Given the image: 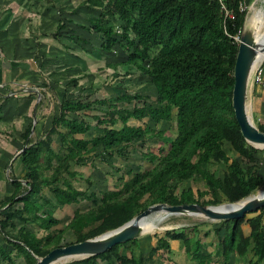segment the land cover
<instances>
[{"label": "trees", "instance_id": "16d2710c", "mask_svg": "<svg viewBox=\"0 0 264 264\" xmlns=\"http://www.w3.org/2000/svg\"><path fill=\"white\" fill-rule=\"evenodd\" d=\"M240 0H227V7L233 12V19H225L216 0H114L106 2V13L122 21L119 31L114 26H103L101 21L93 23V29L104 37L102 50L110 52L118 43L127 53L123 66L127 72L139 73L148 78L155 87L157 97L146 102L139 94L124 93L116 98L81 101L63 100L60 113L43 138L25 148L21 153L27 172L22 180L11 179L13 194L4 205L13 207L0 220V234L5 245H0V263L15 264L16 256L23 257L27 264H36V257L42 258L51 250L60 247L64 230L48 232L38 238L26 225L41 224L45 230L59 224L53 215L44 212L32 198L40 196L45 186L59 206L78 203L85 190L74 188L63 175L75 176L71 166H82L87 156L106 159L114 152L121 153L134 143H144L154 137L161 138L164 132L151 128L147 123L130 126L128 121L148 120L154 125L170 122L175 115V137L168 142L166 151L158 156L142 154L152 164L150 169H137L131 178L123 182L121 189L104 192L96 209L86 213L76 210L68 223L75 235L76 243L92 239L117 229L132 218L155 204L169 206L199 204L218 205L217 194H222L229 204H235L255 191L264 183L255 166L258 150L242 137L234 119L231 96L233 89V68L238 44L234 37L243 33L245 12L239 11ZM127 73V74H128ZM142 101V102H141ZM132 102L141 106L120 107ZM96 107V108H94ZM107 107L105 118L95 117L102 132L89 140L76 138L89 131V125L69 114L92 112ZM108 117V118H106ZM117 122L121 128L114 129ZM65 131L61 132L58 128ZM256 128L264 133V124ZM59 138V149L51 148L52 137ZM28 136V132L26 137ZM224 142L230 144L234 153L248 163L242 168L237 160H229L224 151ZM99 147L102 152L97 153ZM55 162V165L53 164ZM224 164L226 173L217 178L204 165ZM50 171L49 176L43 173ZM129 173H131L129 171ZM199 177L206 191L193 193L191 188L176 193L183 182ZM85 182L90 184V179ZM61 183V185L59 184ZM63 184V185H62ZM205 195L210 199L202 201ZM264 209L247 219L250 231L244 235L241 220L219 222L214 230L217 247L222 249L224 263L230 255L239 257L252 255L248 264H264ZM175 219V218H173ZM14 220L21 225L16 228ZM97 223L92 230L83 232L90 224ZM15 235H9V230ZM193 231L197 234V230ZM221 232L222 235H221ZM156 247L152 253L163 249L169 251V240H182L186 254L194 260L211 264L209 256H200L199 238H185L184 234L166 231L162 237L153 236ZM131 242V241H130ZM115 245L104 254L88 257L73 264H96L99 259L111 257L118 264H142L122 256L119 248L130 243ZM147 258V259H148Z\"/></svg>", "mask_w": 264, "mask_h": 264}, {"label": "crops", "instance_id": "0c3cea01", "mask_svg": "<svg viewBox=\"0 0 264 264\" xmlns=\"http://www.w3.org/2000/svg\"><path fill=\"white\" fill-rule=\"evenodd\" d=\"M108 1L114 0H0V48L3 52L0 60V220L6 213L22 206L21 203L11 208L4 205L14 192L11 179L22 180L27 172L21 153L51 129L63 100L83 103L101 100H86L100 91L105 92L107 97L116 98L127 92L124 83L131 82L136 84L134 94L139 93L154 100L157 97L155 87L149 83L148 78L139 73L132 75L136 72H127V67L123 66L127 53L122 46L116 43L110 52L102 50L104 37L93 29L92 24L101 21L103 26L112 25L117 31L122 25V21L110 13L103 16ZM240 3L248 8V12L251 8L264 7V0H240ZM244 31H254L245 20ZM246 107L254 122L264 124V90L251 80L247 87ZM84 113L69 114L68 117L81 119L80 114ZM172 113V120L175 121L176 110ZM142 123L159 129V126L168 122H161L157 126L148 120ZM58 130L63 132L60 128ZM101 132L98 129L96 136ZM53 142L59 144L56 135L52 137ZM144 143H134L127 150L137 144L143 147ZM100 152L102 147L97 150V153ZM119 154L114 152L111 157L105 156L104 161H114ZM40 196L35 195L32 199L40 208H44L38 201H50L43 190ZM53 200L57 206L54 197ZM14 224L16 228L21 225L15 220ZM218 227L213 225L205 232V237H208V233L212 234L207 242L201 234L188 236L184 230L175 232L184 234L185 238H199L200 256H209L211 264H223L222 249L217 247L214 233ZM194 228L200 230L193 227L192 231ZM11 234L15 235V230L10 229ZM145 239L149 245V237ZM152 239L155 243L150 244L145 253L139 254L143 258L142 264H205V261L194 260L186 254L182 240H169V251L160 249L148 258L150 250L156 247V239ZM0 245H5L1 234ZM208 245L212 251L207 250ZM120 254L133 260L131 256ZM251 259L250 254L243 257L232 254L228 264H248Z\"/></svg>", "mask_w": 264, "mask_h": 264}, {"label": "rangeland", "instance_id": "374dc122", "mask_svg": "<svg viewBox=\"0 0 264 264\" xmlns=\"http://www.w3.org/2000/svg\"><path fill=\"white\" fill-rule=\"evenodd\" d=\"M258 10L262 11L264 14V7L262 8L261 6H258V7L253 8V10L251 8V10L245 14L246 15L245 21L247 22L250 16L252 15V13ZM262 31H264V23H263ZM258 34H261V33L258 31ZM132 75H137V72ZM124 85L127 90V92L125 93L134 95V93L136 92V89H135L136 84L134 85V83L131 82L130 84L124 83ZM136 94H139V93H136ZM142 97H143V100H146L148 102L154 101V99L150 98L149 96L142 95ZM107 98H110V97H107V94L105 92L100 91V92H96V94H93L92 96L87 97L86 100L88 99L89 100L107 99ZM141 102H138V103L132 102V104L130 105L121 104L119 106L126 107V108H132L133 104L134 105L137 104L140 106ZM106 110H108V108L104 107L103 110H100V111L95 110L96 112L95 111L85 112L84 113L85 115L80 114L81 120H83L86 124H88L90 129H89L88 134L78 135L76 136V138L89 139L98 134V129H101L102 131V127L100 128L97 125L95 117H99V119L105 118L104 112ZM247 113L251 121L255 125V127L258 124H261V123H256L252 120L249 110H247ZM128 124L134 125V126H143L144 123L130 120ZM113 128L114 129L121 128V123L117 122L116 125L113 126ZM151 128H153L152 125H151ZM60 129L62 131H65V129H63L62 127H60ZM156 129L157 130L161 129L162 131H164L165 134L161 138L154 137L152 139L146 140L145 143L143 144V147L137 144V146H134L130 148L129 150H125L126 152H122L121 154L117 153L119 154V156L116 155V159H114V161L111 160V162L101 160V158H96L92 154L90 156H87L85 160L86 164L82 166H77V165L71 166L70 171L75 172V176L72 177V176L63 175L64 180H67L74 188L81 190V191L85 190V193H86L85 195L87 197L90 194H94V197L91 196L88 199L80 197L78 203L72 204L67 207H63L59 205L55 206L56 204H54L55 201L53 200L52 195L50 194L49 190L45 186H43L44 188H42V190L45 196L49 199L50 203L48 202L49 203L48 204L42 201H38L40 204H42V207L45 208V209L41 208L40 215H43L44 211L50 215L53 214V217L59 221V224L52 227L49 230H45L43 225L35 224V223L27 224L26 227L30 231L35 233L38 238H43V236H45L48 232H51V231L54 232V231L63 229L64 232L62 235V240L59 243L60 247L76 243L75 235L72 233L71 229L68 228V223L70 222L73 216V213L76 210L80 211L81 213H86L90 209H96L97 205L100 204V200L104 192L106 193V192H111V191L121 189L123 182L129 180L132 174L137 172L138 168H141L142 170L150 169L152 167V164L148 162L147 159L142 158L141 156L142 154L151 153L153 155L158 156L159 154H161L162 150L163 151L167 150L168 142L175 137L176 126H175L174 119L164 125L159 126V129L156 127ZM58 145L59 144H57V142L56 143L53 142L51 144L52 149L54 151H58L60 147V145L59 146ZM256 148L258 150V153H257L256 161H255V166L258 168V174L264 178V148L262 147H256ZM224 151L226 152L229 160H233V159L237 160L240 163L242 168L248 167L249 164L246 163L245 160L240 158L236 153H234L230 144L227 142H224ZM53 164L55 165V162ZM95 168H97V170L93 171ZM203 168L211 171L217 178H223V175L226 173V166L224 164L204 165ZM126 169L130 171L131 173H129ZM50 173H51L50 171H45L43 174L45 176H49ZM87 177L91 181L90 184L85 182V179ZM59 184L61 185V183ZM188 188H191V190L193 191L195 195L197 192H204L207 190L203 181L199 177H196L193 181L181 183L178 186L176 193L179 194L181 191L186 190ZM260 190H264V183L260 185L255 191H253L248 197L258 193ZM209 199H210V196L205 195L202 201H206ZM217 201L219 204L215 205L214 207H218L226 203L228 204L225 197L220 193L217 194ZM259 213H260V210L256 213L246 215L244 222L241 224V229L244 235H248L250 231L249 225L247 223V219H250L258 215ZM262 213H263L262 221L264 224V211ZM213 225H220V223L219 221H210L203 217L188 216V215L171 216V217H168L165 221H163L160 224L161 229L143 233L137 241H132L120 247L119 252L125 254L126 256L133 257L134 262H136V260L138 261L139 254L145 253L146 250L149 248V245L155 243V241L152 239L155 234L159 236H163V234L166 231L184 230V232L188 236H192V234L194 235L195 233L194 231H192L193 227H197L200 229V230H197L196 233L201 234L202 239L206 240L207 242L210 240V238H212V234L209 235L208 233V237H205V232L206 231L208 232V229L210 230L211 226ZM96 226H97V223L90 224L87 228L83 230V232L85 233L89 230H92ZM147 237H149L150 239L149 242H151L149 243V245L148 243L145 242L147 241V239H145ZM212 241H215V240H212ZM207 248H208L207 250L212 251L211 246L209 247L208 245ZM37 259H40V258L36 257V260ZM79 260L81 259H71L67 262H63L60 264H73V262L79 261ZM14 262L15 264H27V262L21 256L20 257L16 256V258L14 259ZM0 264H5V263H0ZM96 264H118V263L113 258L108 257V258H104L101 260L98 259L96 261Z\"/></svg>", "mask_w": 264, "mask_h": 264}, {"label": "water", "instance_id": "95a60500", "mask_svg": "<svg viewBox=\"0 0 264 264\" xmlns=\"http://www.w3.org/2000/svg\"><path fill=\"white\" fill-rule=\"evenodd\" d=\"M264 53V42L258 43L254 31H244L239 39L233 68V89L231 96L234 119L244 140L254 146L264 148V133L260 132L251 121L246 107V94L252 67L259 54ZM256 64V63H255ZM223 206L233 207L228 211H219ZM264 208V194L259 197L246 198L236 204H224L218 207L201 206L199 204H183L169 206L155 204L132 218L121 227L108 231L92 239L73 243L51 250L44 257L37 259L36 264H51L61 258L85 259L104 254L115 245L125 244L138 239L143 230L144 219L164 213V218L171 216H200L210 221L241 220L247 214L256 213Z\"/></svg>", "mask_w": 264, "mask_h": 264}, {"label": "bare ground", "instance_id": "6f19581e", "mask_svg": "<svg viewBox=\"0 0 264 264\" xmlns=\"http://www.w3.org/2000/svg\"><path fill=\"white\" fill-rule=\"evenodd\" d=\"M262 10V9H261ZM263 23H264V14L262 11L258 10V11H254V13L252 14V16L249 18L248 20V24L251 26L252 29H254V32L256 33V38L258 43H262L264 42V31H262L263 29ZM258 31L261 34H258ZM264 56V53L259 54V59H261ZM257 60V61H258ZM256 63V61H255ZM255 63L252 67V70L255 66ZM264 194V190H260L258 193L250 196L249 198H254V197H259L261 195ZM246 200V199H245ZM227 204V203H226ZM238 205V203H237ZM233 207L230 206H223L221 208H219V211H228L231 210ZM196 217H200V216H196ZM167 218H164V213L159 212L157 214H154L146 219H144L141 223V227L143 230V233L148 232V231H155V230H159L160 228V224L165 221ZM71 259H74L73 257L71 258H61L55 262H52L51 264H60L63 262H67Z\"/></svg>", "mask_w": 264, "mask_h": 264}, {"label": "built area", "instance_id": "2783aa9c", "mask_svg": "<svg viewBox=\"0 0 264 264\" xmlns=\"http://www.w3.org/2000/svg\"><path fill=\"white\" fill-rule=\"evenodd\" d=\"M226 1L227 0H216L220 6L221 12L223 13L224 20L233 19V12L227 7ZM238 8L240 12H245V14L248 12V8L245 5H242L240 2ZM240 36L241 35L238 34L233 38L237 44L239 43ZM2 57L3 52L0 48V60ZM250 80L253 84L260 86L264 90V56L256 62L253 70L251 71L249 81Z\"/></svg>", "mask_w": 264, "mask_h": 264}]
</instances>
